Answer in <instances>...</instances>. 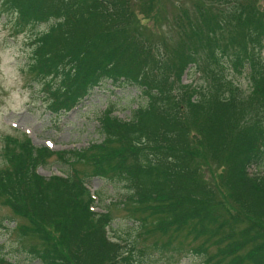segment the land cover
Instances as JSON below:
<instances>
[{"label":"trees","instance_id":"trees-1","mask_svg":"<svg viewBox=\"0 0 264 264\" xmlns=\"http://www.w3.org/2000/svg\"><path fill=\"white\" fill-rule=\"evenodd\" d=\"M157 4L0 0L11 35L31 32L24 71L53 113L72 110L106 81L146 97L129 119L106 109L103 139L84 148L9 140L0 202L24 220L19 234L37 241L30 252L42 264H134L135 248L184 247L208 254L207 264H264V174L253 169L264 161V9L257 0H233L227 13L211 0H193L195 13L178 5L180 40L170 45L146 30ZM42 23L50 25L35 31ZM199 49L207 86L182 80ZM230 68L248 72V94ZM54 154L67 173L38 172ZM92 176L125 182V203L139 220L129 249L109 236L110 211L93 210ZM151 236L161 239L139 246ZM0 264L15 263L0 256Z\"/></svg>","mask_w":264,"mask_h":264},{"label":"rangeland","instance_id":"rangeland-1","mask_svg":"<svg viewBox=\"0 0 264 264\" xmlns=\"http://www.w3.org/2000/svg\"><path fill=\"white\" fill-rule=\"evenodd\" d=\"M215 12L227 13L230 11L233 0H211ZM260 8L264 9V0H257ZM178 5L189 7L195 13L193 0H158L153 9V15L146 20L147 32L154 38L166 37L170 45L179 42L176 35L175 19L179 14ZM142 15V14H140ZM6 17H0V166L6 163V154L11 138L29 136L37 147H49L53 151L76 150L100 142L103 136L100 132L99 117L106 109H114L115 114L123 119H129L132 111L145 102L146 97L137 87L132 85L118 86L112 81L104 82L95 88L78 106L67 112L53 113L44 100L43 93L38 85L31 81V76L24 71L30 57L31 32L17 36L11 35ZM50 23H42L35 31L45 30ZM226 32L223 36L227 37ZM199 40L196 36L189 43ZM228 40V38H227ZM264 46V41L262 42ZM197 61L193 71L186 72L183 82L192 85L207 86L205 54L198 50ZM259 54L264 59V47L259 48ZM258 55V54H257ZM245 93H249L250 80L247 71L235 72L232 68L227 71ZM176 80V79H175ZM177 81V80H176ZM178 82V81H177ZM80 163H77L79 165ZM69 166L54 154L47 158V163L38 168V172L49 177L53 174L67 173ZM264 174L262 165L253 168ZM91 190L97 199L94 210L111 213V224L108 228L109 236L120 237L122 243L129 249L138 236L139 220L131 214L130 204L125 203L127 188L125 182H113L99 176L88 179ZM107 206V207H106ZM24 220L16 216L9 205L0 202V256L10 259L15 264H42L30 252V247L37 241L22 237L17 228L18 223ZM160 237L147 238L139 246L152 244ZM161 239V238H160ZM214 252V251H213ZM131 260L134 264H207L208 254H198L184 247L181 251L150 249L144 255L134 249Z\"/></svg>","mask_w":264,"mask_h":264}]
</instances>
